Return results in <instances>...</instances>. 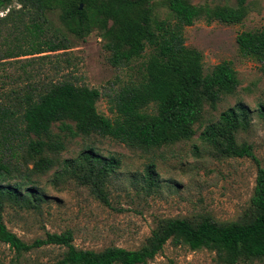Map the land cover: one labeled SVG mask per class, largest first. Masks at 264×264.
I'll list each match as a JSON object with an SVG mask.
<instances>
[{"label":"trees","instance_id":"1","mask_svg":"<svg viewBox=\"0 0 264 264\" xmlns=\"http://www.w3.org/2000/svg\"><path fill=\"white\" fill-rule=\"evenodd\" d=\"M156 1L0 0V12H5L0 36L13 30L22 39L0 56V243L15 253L54 245L64 249L54 264H148L170 242L191 251L206 249L217 264H264V168L252 146L237 140L248 126L249 111L239 102L216 120L202 122L205 106L214 110L236 92L237 73L228 61L205 73L201 52L186 46L183 35L198 20L241 24L246 0L234 7L164 0L168 13L163 19L155 14ZM92 32L102 38L112 66L144 59L139 73L108 96L112 118L97 111L99 90L61 76L74 66L67 35L83 40ZM235 39L242 56L264 67V29L243 31ZM17 58L25 59L12 60ZM6 59L20 64L16 72H6ZM197 124L203 126L201 142L220 158H250L256 164L249 206L237 220L218 222L207 214L162 219L140 248L101 251L77 249L70 230L27 244L5 225V205L38 210L47 203L37 178L54 167L56 180L72 179L109 205L106 187L120 167L119 158L84 145L74 157L62 159L69 139L99 136L130 149L152 150L191 139ZM153 173L148 167V178Z\"/></svg>","mask_w":264,"mask_h":264},{"label":"rangeland","instance_id":"2","mask_svg":"<svg viewBox=\"0 0 264 264\" xmlns=\"http://www.w3.org/2000/svg\"><path fill=\"white\" fill-rule=\"evenodd\" d=\"M186 1L192 5L230 7L237 3V0ZM12 6L16 7V4ZM246 7L247 15L241 24H207L198 20L186 27L183 35L186 46L201 52L205 73L228 61L239 80L236 92L224 96L216 109L205 106L202 122L207 124L216 120L221 112L241 102L249 111L248 126L237 133V140L252 146L255 157L264 168V67L242 56L235 39L243 31L264 29V0H246ZM154 9L160 19L167 16L164 0H157ZM4 13L0 12V16ZM53 20L59 26L57 18L53 17ZM67 38V52L74 66L61 76L99 90L102 97L96 103L97 111L112 118L108 96L139 73L144 59L117 68L109 63L99 33L92 32L83 40L71 35ZM20 43L22 39L17 31L5 30L0 36V56L6 49ZM4 62H7L8 73L16 72L15 67L20 65L9 63L8 59ZM195 128L198 131L191 139L152 150L130 149L99 136L69 139L60 153L62 159L74 157L84 145L94 146L105 156L119 158L120 167L106 187L109 205L98 200L91 189L72 179L56 180L54 172L57 168L54 167L37 178V184L48 197L47 203L38 210L7 204L3 221L27 244L45 239L47 234L70 230L77 249L93 251L112 246L136 250L162 219H198L207 214L218 222L235 221L249 206L255 186L256 164L250 158H220L210 145L199 139L203 126L199 128L197 124ZM148 167L154 171L151 178L147 175ZM63 251L61 247L45 245L17 254L0 243V264H54ZM148 264L217 263L214 253L206 249L191 251L186 246L167 242Z\"/></svg>","mask_w":264,"mask_h":264}]
</instances>
